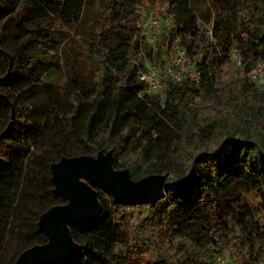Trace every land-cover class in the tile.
Segmentation results:
<instances>
[{"label":"trees","instance_id":"1","mask_svg":"<svg viewBox=\"0 0 264 264\" xmlns=\"http://www.w3.org/2000/svg\"><path fill=\"white\" fill-rule=\"evenodd\" d=\"M162 1L174 28L162 26L152 48L143 10ZM72 26L85 29L78 45L95 61L91 86L70 65L55 89L36 69L61 65V55L27 47ZM174 37L199 81L162 74L163 94H148L138 72L147 64L163 71ZM233 54L241 64L225 80ZM259 61L264 0H211L205 9L190 0H0V264L47 241L39 217L67 201L51 164L98 151H110L113 167L133 180L172 179L153 204L98 189L101 212L69 225L79 249L50 264H139V256L143 264H218L223 252L232 264H264V88L247 77ZM36 89L48 102L41 124L33 120Z\"/></svg>","mask_w":264,"mask_h":264},{"label":"water","instance_id":"2","mask_svg":"<svg viewBox=\"0 0 264 264\" xmlns=\"http://www.w3.org/2000/svg\"><path fill=\"white\" fill-rule=\"evenodd\" d=\"M2 136L3 133L0 139ZM50 172L54 189L67 201L41 213L37 225L47 241L22 250L13 264L61 262L78 250L80 245L72 237L69 225L101 212V203L92 185L122 202L153 204L164 195L165 181L169 177L167 173L151 174L133 180L127 169L113 167L110 151H98L95 156H62L51 164Z\"/></svg>","mask_w":264,"mask_h":264},{"label":"rangeland","instance_id":"3","mask_svg":"<svg viewBox=\"0 0 264 264\" xmlns=\"http://www.w3.org/2000/svg\"><path fill=\"white\" fill-rule=\"evenodd\" d=\"M190 1L194 3L197 7L202 8V9L210 7V4H211V0H190ZM160 7H161V3H157L155 6L149 4V5H145V8L143 11L146 14L152 13L153 15L158 17L161 15V13L163 14V12L160 10ZM84 32H85V29H83L82 26H74V27L72 26L65 33L53 34L51 36L52 43L42 44V43L35 41L29 44V46L27 47V52L29 53L48 56V55H53L54 53L57 52L61 55L62 60H63V63L59 66L38 65L36 69V73L38 74V77L40 79H42L43 81L47 83L54 85L55 89L58 87H64L71 75L70 70H69V66L71 65L74 68H76L78 73L81 75L80 79L83 85L85 87L91 86L89 71L90 69H93L95 65V61L91 60V58L89 57H86L81 52L80 47L78 45V40L84 34ZM55 47H58L59 50L55 51ZM168 53L169 54L167 57V63L169 64L172 58V52L170 48H169ZM221 74L225 80H228L231 77V75L234 74V69L228 70L226 69V67H224ZM30 90L31 89H28L27 92L29 93V95L27 93L26 97L32 96V94H30L32 90L31 91ZM162 94L163 92L160 95ZM33 96L36 97V98L34 97L35 105L33 108V120L37 124H41L46 118V115L48 112V107H47L48 102L46 98L42 95V92L40 90H37V89L34 90ZM77 149H78L77 146H73L72 148V150H77ZM171 179H172V175L169 174V177L166 179L165 183L170 182ZM92 186L97 191V195H98V189L100 188L97 185H92ZM240 195L241 196L246 195L245 198L249 200L250 202L255 203L258 201V196L254 194H246L245 192L241 191ZM145 260L146 259L143 256L138 257L139 264H143ZM218 264H232L231 257L229 256L227 252H223L219 255Z\"/></svg>","mask_w":264,"mask_h":264},{"label":"built area","instance_id":"4","mask_svg":"<svg viewBox=\"0 0 264 264\" xmlns=\"http://www.w3.org/2000/svg\"><path fill=\"white\" fill-rule=\"evenodd\" d=\"M160 10L163 12L164 17H156L152 13H145L142 19V35L144 37V42L152 48L156 47V41L162 26L167 29L174 28V20L172 16L166 12L163 1ZM206 34L211 35V29L208 28ZM170 50L172 52V58L163 71L156 64H147L144 70L138 72V79L144 84V91L146 93L161 94L163 92L162 74H165L173 81H179L185 76L194 82L199 81V71L188 65L189 58L179 37H174L171 40ZM240 64V56L238 54H233L230 63L225 67L231 70L236 69ZM247 77L259 88H264V61L257 62L255 68Z\"/></svg>","mask_w":264,"mask_h":264}]
</instances>
